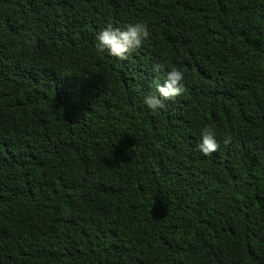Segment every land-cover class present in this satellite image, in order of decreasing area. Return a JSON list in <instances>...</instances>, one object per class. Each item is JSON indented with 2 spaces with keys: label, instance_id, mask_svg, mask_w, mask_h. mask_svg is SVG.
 I'll list each match as a JSON object with an SVG mask.
<instances>
[{
  "label": "trees",
  "instance_id": "trees-1",
  "mask_svg": "<svg viewBox=\"0 0 264 264\" xmlns=\"http://www.w3.org/2000/svg\"><path fill=\"white\" fill-rule=\"evenodd\" d=\"M0 264H264V0H0Z\"/></svg>",
  "mask_w": 264,
  "mask_h": 264
},
{
  "label": "clouds",
  "instance_id": "clouds-1",
  "mask_svg": "<svg viewBox=\"0 0 264 264\" xmlns=\"http://www.w3.org/2000/svg\"><path fill=\"white\" fill-rule=\"evenodd\" d=\"M150 35L148 25L143 22L128 24L123 29L108 26L95 35L94 48L100 54L107 53L109 57L125 61L143 46ZM36 42V36L31 33L26 34L23 39L26 48L34 46ZM184 81V72L173 66L167 71L163 83L156 86L155 92H147L144 95L143 105L153 113L162 109L165 106V100L174 99L183 94ZM197 147L206 156L218 149L219 144L213 129L205 127L202 130Z\"/></svg>",
  "mask_w": 264,
  "mask_h": 264
}]
</instances>
